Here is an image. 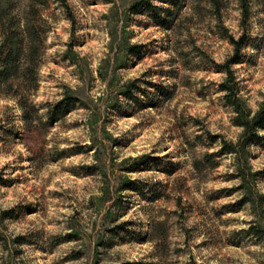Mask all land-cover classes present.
<instances>
[{"label":"rangeland","instance_id":"obj_1","mask_svg":"<svg viewBox=\"0 0 264 264\" xmlns=\"http://www.w3.org/2000/svg\"><path fill=\"white\" fill-rule=\"evenodd\" d=\"M166 1L0 0V264H264V0Z\"/></svg>","mask_w":264,"mask_h":264},{"label":"trees","instance_id":"obj_2","mask_svg":"<svg viewBox=\"0 0 264 264\" xmlns=\"http://www.w3.org/2000/svg\"><path fill=\"white\" fill-rule=\"evenodd\" d=\"M166 2H170V0H167ZM209 2L217 9L220 11V7H221V0H209ZM242 6L244 11H247V4L245 0H242ZM168 14L169 16L173 15V10L172 9H168ZM172 21L167 18H164V27L168 28L170 27V23ZM243 40L244 37H241L240 39H235L234 37H231V41L232 43L235 45L237 52L240 50V48L243 46ZM131 52L136 51V47H131L130 49ZM16 59V57L12 56L11 54H9L6 58H5V64L7 67H9L11 64L14 63V60ZM239 59L238 58H234V62H237ZM228 66V65H226ZM228 71H230V69H228ZM6 72V71H5ZM4 72V73H5ZM230 79L228 81H230L231 79H233L232 77V72L230 71ZM222 90L227 92V99L229 100V102L231 104H233L235 106V109L238 113L237 117H236V122L238 125L242 126L245 130L246 134H249L251 136H256L257 132L264 128V104L263 107L261 108V110L256 114L255 117H253L252 119H249L242 110V106L240 104V102L238 101V99L236 98V91L233 87H231L228 82H225L222 84ZM69 100H71V102L73 103L74 101H78L79 99L77 98H73V97H69ZM225 150L230 151V152H234L235 148L230 145L229 143L225 142Z\"/></svg>","mask_w":264,"mask_h":264}]
</instances>
